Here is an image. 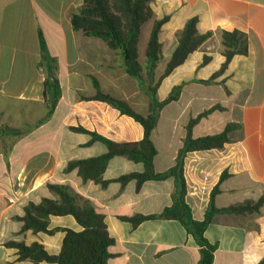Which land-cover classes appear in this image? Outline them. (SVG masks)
I'll list each match as a JSON object with an SVG mask.
<instances>
[{
  "label": "crops",
  "instance_id": "1",
  "mask_svg": "<svg viewBox=\"0 0 264 264\" xmlns=\"http://www.w3.org/2000/svg\"><path fill=\"white\" fill-rule=\"evenodd\" d=\"M82 3L0 0V129L21 132L0 137V264H33L20 261L18 250L6 246L9 242L39 243L50 255H57L65 237L63 230H82L72 216H51L49 229H59L53 235L21 232L20 218L29 203L56 199L48 184L69 186L105 216L109 235L115 240L108 264H198L200 247L180 222L156 219L133 227L121 219L162 213L172 204L174 178L147 181L138 191L135 181L123 187L117 182L119 177L144 169L125 157L108 163L104 179L111 182L106 188L83 181L77 169L65 171L69 162L107 152L102 142H91V134L73 128L116 143L143 138V128L133 118L106 103L84 99L96 94L93 78L103 93L125 101L137 113L147 116L155 112L143 82L127 74L121 53L101 39L73 29L71 15ZM151 7L155 19L170 18L160 35L166 65L190 19L197 18L200 34L214 33L157 91L156 96L168 83L164 100L174 86L185 83L179 99L160 111L152 133L157 149L155 171L164 173L175 165L190 119L219 105L224 110L202 118L193 128V136L219 134L231 123L238 127L223 149L189 153L185 160L186 202L193 219H205L211 191L224 172L229 177L215 198L217 209L264 198V0H154ZM155 19L147 22L152 28ZM222 30L245 32L249 52L236 55L214 84L206 85L201 81L219 71L225 60ZM41 40L56 60L62 93L45 121L47 74L41 65ZM204 56L211 57L206 65H202ZM164 70L157 74V67L155 81ZM263 219L264 206L260 215H215L205 231L207 240L217 245L213 264H260L264 258Z\"/></svg>",
  "mask_w": 264,
  "mask_h": 264
},
{
  "label": "trees",
  "instance_id": "2",
  "mask_svg": "<svg viewBox=\"0 0 264 264\" xmlns=\"http://www.w3.org/2000/svg\"><path fill=\"white\" fill-rule=\"evenodd\" d=\"M81 7L71 15V23L76 32L86 37L101 39L114 51H119L124 60V68L127 74L143 82L145 90L155 105V112L144 116L134 111L125 101L105 94L100 89L99 83L93 78L96 94L85 100H95L108 104L117 109L121 114L133 118L143 128V138L140 141L116 143L103 138L95 133L82 128H73L75 131L89 133L92 141H99L106 145L107 152L103 155L69 162L65 171L78 170L83 181H92L106 188L111 181L104 179V173L108 163L115 157H125L135 163L143 165L142 172L123 175L117 179L123 187L130 181L136 182V190H140L147 181H160L168 178L175 180V192L172 196L171 206L164 209L158 215H136L122 217L133 227L148 220H173L180 222L187 232L193 236L200 247L201 259L198 264H213L217 245L210 243L205 237V231L217 214L234 215H260L264 206V198L258 201H246L242 204L228 208L217 209L215 198L220 192L221 183L229 177L224 172L218 184L210 194L209 207L203 221L193 219L191 209L186 202L187 183L185 179V160L189 153L223 149L230 142L229 135L238 126L228 124L219 134L195 138L193 128L204 117L215 110H224L217 105L211 109L191 118L186 126V137L183 146L179 150L176 163L164 173H157L154 167V159L157 149L152 141V133L157 127L160 111L171 102L177 101L185 83L174 86L167 98L158 101L157 91L164 79L170 76L177 68L185 64L189 57L198 51L214 33L200 34L197 30V18L190 19L178 36V44L171 54L161 77L155 81V71L162 57V42L160 35L169 17L155 19L151 4L154 0H82ZM155 19L146 48L145 64L139 61V40L143 25ZM220 42L224 62L219 71L208 80H202L206 85L214 84L217 77L222 75L229 63L236 55H247L249 52L248 35L240 30L220 31ZM42 60L47 78L44 84V97L47 105V115L43 121L52 116L61 98V89L56 78V60L51 58L43 40H41ZM211 61L210 56H204L202 65ZM42 121V122H43ZM41 123V122H40ZM20 130L6 128L0 129V137L5 135H19ZM49 190L56 199L45 198L40 203H29L24 209V215L20 218L23 222L21 232L32 231L37 234L43 232L53 235L59 229H49L51 216H72L82 227L81 231L64 229L65 237L59 254L50 255L43 245L33 243L26 245L23 242H9L7 247L18 250L20 261L29 260L33 264L42 262L54 264H108L111 258L109 248L115 240L109 235L105 216L98 213L90 200L75 192L66 185L48 184ZM260 264H264V258Z\"/></svg>",
  "mask_w": 264,
  "mask_h": 264
},
{
  "label": "rangeland",
  "instance_id": "3",
  "mask_svg": "<svg viewBox=\"0 0 264 264\" xmlns=\"http://www.w3.org/2000/svg\"><path fill=\"white\" fill-rule=\"evenodd\" d=\"M152 29V23H147L142 31V37H141V40H140V61L142 62V64L144 65L145 64V59H146V56H145V49H146V46H147V42H148V39H149V35H150V31ZM168 60V57L167 56H164L161 58L159 64H158V71H157V74L161 73L164 68H165V65H166V61ZM170 87L168 85V83H165L163 85V87L161 88L160 92L158 93V95L156 96L157 100H162L163 97L168 93L166 92L167 90H169ZM261 214V213H260ZM264 220V219H263Z\"/></svg>",
  "mask_w": 264,
  "mask_h": 264
}]
</instances>
